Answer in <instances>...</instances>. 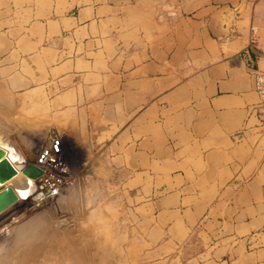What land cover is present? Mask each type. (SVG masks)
Here are the masks:
<instances>
[{"label": "crops", "instance_id": "0c3cea01", "mask_svg": "<svg viewBox=\"0 0 264 264\" xmlns=\"http://www.w3.org/2000/svg\"><path fill=\"white\" fill-rule=\"evenodd\" d=\"M0 1L30 47L15 55L57 52L15 90L45 86L67 147L145 194L151 249L195 232L215 264H264V0Z\"/></svg>", "mask_w": 264, "mask_h": 264}, {"label": "rangeland", "instance_id": "374dc122", "mask_svg": "<svg viewBox=\"0 0 264 264\" xmlns=\"http://www.w3.org/2000/svg\"><path fill=\"white\" fill-rule=\"evenodd\" d=\"M12 16L0 1V126L6 127L4 131L25 148H35L36 154L48 132H63L62 120L68 121L72 114L69 110L53 111L51 92H46L45 86L24 92L15 90L20 85V72L30 74L35 68L45 79L47 70L57 63V52L42 46L35 61L20 59L15 53H25L30 47L26 36L19 34L24 26H17ZM33 140L39 142V147ZM66 144L62 137L72 172L71 183L63 188L65 199L58 208L55 201L56 205L47 204V210L43 207L37 212L44 214L41 219L48 214V221L38 223L36 231L49 235V246L56 258L66 251L67 264L75 260L80 264H215L209 258L214 247L195 232L165 250L151 249L143 226L145 194L127 182L123 173L99 170L98 166L103 165L99 150L93 152L77 144L68 148Z\"/></svg>", "mask_w": 264, "mask_h": 264}, {"label": "bare ground", "instance_id": "6f19581e", "mask_svg": "<svg viewBox=\"0 0 264 264\" xmlns=\"http://www.w3.org/2000/svg\"><path fill=\"white\" fill-rule=\"evenodd\" d=\"M3 128L0 126V147L6 149L7 156L11 155L15 165L21 169L30 159H35V148L33 150H29V147L25 148L20 141L4 131L6 127ZM34 182L36 181L19 170L13 178L0 185V190L10 186V190L14 192L18 190L24 193L27 189H33ZM65 196V189L58 195H51L47 191L44 193L40 188L38 192L27 198L18 196L15 203L0 211V264H67L66 251L61 252L59 259L56 258V253L53 254L51 245L49 246V235L42 236L41 233H37L39 230L36 231V228L40 227L38 223L41 222L43 225L45 219L49 218L46 214L47 218H42L44 221H41L40 215L44 216V214L37 213L39 209L47 204H54L55 201L58 202V205L55 203L58 208ZM73 264L80 262L75 260Z\"/></svg>", "mask_w": 264, "mask_h": 264}, {"label": "built area", "instance_id": "2783aa9c", "mask_svg": "<svg viewBox=\"0 0 264 264\" xmlns=\"http://www.w3.org/2000/svg\"><path fill=\"white\" fill-rule=\"evenodd\" d=\"M250 63L251 60L249 65ZM255 92L258 96V106L264 108V70H256ZM35 155V163L43 170L41 176L43 189L51 195L60 194L72 181L71 168L63 150L60 134L49 131L45 143L37 149Z\"/></svg>", "mask_w": 264, "mask_h": 264}, {"label": "water", "instance_id": "95a60500", "mask_svg": "<svg viewBox=\"0 0 264 264\" xmlns=\"http://www.w3.org/2000/svg\"><path fill=\"white\" fill-rule=\"evenodd\" d=\"M6 153V149L0 147V185L5 184L8 180L13 178L16 174H18L19 170H21V172L28 176L31 180L36 182H34L33 189H27V191L24 193H21L18 190L15 192L10 190V186L0 190V211L15 203L18 200V196L27 198L30 195L38 192L40 188L44 193L46 192L41 185V176L43 174V170L35 163V159H30L20 169L15 165L11 155L7 156Z\"/></svg>", "mask_w": 264, "mask_h": 264}]
</instances>
